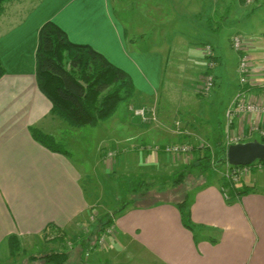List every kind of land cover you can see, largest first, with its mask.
I'll list each match as a JSON object with an SVG mask.
<instances>
[{
  "label": "crops",
  "instance_id": "crops-1",
  "mask_svg": "<svg viewBox=\"0 0 264 264\" xmlns=\"http://www.w3.org/2000/svg\"><path fill=\"white\" fill-rule=\"evenodd\" d=\"M136 1L142 10H161L166 17L172 18V11L176 10V4L171 3L168 14L164 10L166 0ZM179 1L191 3V0ZM127 7L131 8L127 0H9L5 4L0 16V59L6 69L0 79L2 253L11 257L9 240L16 236L29 255H43L27 250L42 241L50 245L48 251H71L73 262L91 261L96 252L95 261L125 264L119 259L125 256L127 242L131 244L127 264L139 261V264H264V174L257 170L244 179L255 186L256 192L238 197L231 205L216 182L196 192L192 218L195 228L203 233L197 236V241L193 232L183 225L178 208L164 203L151 208H129L125 214L114 217L108 233L113 236L109 248L95 244L96 236L84 244V238L96 229L100 218L92 214L95 207L87 199L82 171L70 156L50 150L31 132L32 127H38L53 134L51 122L56 120L51 114V100L40 90L36 76L39 33L43 24L51 20L67 31L73 42L91 44L131 75L138 105L151 103L156 107L167 65L166 53L175 49L174 41L170 44L165 39L159 45L144 47L143 43L148 41L145 26L134 20L133 30L130 29L123 20ZM254 33L251 52L259 69L264 67V28ZM185 43L183 50L190 52V47L196 45V51L191 54L203 51L201 44ZM204 43L214 47L218 60L212 71L216 83L222 84L230 79L228 64L233 61V54L222 41L215 45L210 41ZM230 45L233 49L232 36ZM234 52L237 72L239 55ZM200 58L205 59L203 53ZM206 66V63L201 65L200 81ZM199 80L195 82L197 91ZM133 120H122L124 123L119 128L131 130L137 138L142 129L136 131L143 123ZM130 126L136 127L135 132ZM190 129L186 128L185 132L192 134ZM259 138L255 134L249 140ZM135 151L117 158L115 167L123 172L157 168L166 158L162 155L141 158ZM127 167L130 169L123 170ZM214 235L218 239L216 244L210 241ZM81 244L88 248L82 250ZM136 257L141 260L134 262Z\"/></svg>",
  "mask_w": 264,
  "mask_h": 264
},
{
  "label": "rangeland",
  "instance_id": "rangeland-1",
  "mask_svg": "<svg viewBox=\"0 0 264 264\" xmlns=\"http://www.w3.org/2000/svg\"><path fill=\"white\" fill-rule=\"evenodd\" d=\"M127 1L130 2L131 8L127 7L123 14V20L127 22L131 30H133L131 21L134 20L145 26L148 41L143 43L144 47L159 45L165 39L170 44L174 41L175 49L166 53L167 65L165 66L163 86L158 99L157 107L159 109L154 115L156 119L142 121L136 113L139 114L138 112L151 105V103L138 105L136 99L133 98L131 102L121 104L114 117L101 122L94 128L88 126L77 129L53 116L56 120L50 122L54 133L51 135L52 138L47 139V142L51 145L67 150L70 153V158L79 166L82 171L83 187L87 193V199L90 205L95 207L92 214L94 217L99 215L103 220H107V213L112 216L115 210L125 203L124 198L120 199L119 197L114 200L119 195V191L117 190L114 197L112 195L114 190L112 191V187L109 188L110 186L107 184L108 170L114 168L112 163L114 161L111 160L107 165L102 158L103 153L116 143L124 155L131 152L133 148H140L139 150H141L142 147L140 146L144 145L143 143H150L146 148H150L154 152L156 147L182 145L187 142L195 148L203 147L202 143L212 147L213 141L224 140L225 137V143H227L226 111L238 89V74L236 63H234L236 59L235 49L231 48L230 37L240 33L249 38H254V32H261L264 28V0L257 2L255 0L250 4L247 0H244V2H240V0H191L190 5L179 0H176V2L166 0L163 3L166 6L164 10H167L168 14L171 13L170 4H176V10L172 11V18L163 15L161 10H142L136 0ZM121 4H123V1ZM149 13L152 16H149ZM198 13H200L199 16L195 15ZM165 20L168 21L166 24H164ZM182 38L184 41H181ZM187 41L195 42L197 45L206 41H210L215 45L220 44L222 41L228 51L233 54L234 58L229 55L233 60L232 62L229 61L228 64V69L231 72L230 79L222 84H217L208 95L199 94L195 83L196 79L197 81L200 79L201 65L207 63V59L200 58L203 51L191 54V52L196 51V45L190 47L191 52L183 50L187 45L185 43ZM200 84L201 81L199 80ZM131 119L142 121L143 125L136 131L142 129L139 133L141 134L140 137L135 138L133 132L127 128H119L124 123L122 120L127 122ZM130 128L135 132L134 128L136 127L130 126ZM186 128H191L190 130L193 133L188 134L185 132ZM124 148L125 151H123ZM191 159L192 154H188L177 157L170 156L169 159L164 158V161L170 165H181L189 163ZM169 164L164 169L171 171ZM262 164L264 166V161H262ZM213 168L216 170L217 175L214 176L216 178L220 174V170L216 166H213ZM252 168L264 174V168L260 170ZM127 169L130 168L127 167L123 170ZM191 169L193 171L188 174L187 183L185 184L188 188L196 189L197 185H202L203 179L197 173L198 169ZM260 186L262 185L260 184ZM194 189L191 190L194 191ZM160 196L162 198L167 197V195H159V198ZM161 200L164 201V199ZM118 202L120 203L117 204ZM202 235L203 233L198 231V236L201 237ZM112 237L107 235L103 247L109 248L108 245L111 244ZM121 245L123 246V243ZM130 245L125 242V248H127L125 249V256L119 259L125 264L129 260L128 248L130 249ZM49 247L50 245L40 241L32 249L27 250L29 253L46 255L52 251H48ZM12 248L9 247L10 254H12ZM96 254V252L93 253V261L86 260L85 262L88 264H112L110 261H95ZM137 254L144 256V253L141 252H137ZM28 255L22 246L20 255H10L11 257L8 258L0 248V264H29ZM138 260L141 259L136 257L134 262ZM154 261L158 263L156 260ZM139 263L140 261L135 264Z\"/></svg>",
  "mask_w": 264,
  "mask_h": 264
},
{
  "label": "trees",
  "instance_id": "trees-1",
  "mask_svg": "<svg viewBox=\"0 0 264 264\" xmlns=\"http://www.w3.org/2000/svg\"><path fill=\"white\" fill-rule=\"evenodd\" d=\"M8 1L0 0V16ZM206 44L208 43H203L201 46ZM212 58L217 62L218 59L215 54ZM36 59L38 85L40 90L51 100V114L65 121L71 127L77 129L88 126L97 127L101 122L114 117L120 105L131 102L135 96L136 86L126 70L113 64L91 44L73 42L67 31L54 21L45 22L40 29ZM206 72H208L207 68ZM211 72L215 74L214 71L211 70ZM5 73L6 69L0 59V79ZM216 85L215 76L214 87ZM198 93L203 94L200 90ZM143 109L147 115L136 113L142 121L156 119L154 115H156L157 106L149 105ZM31 132L38 142L50 150L65 153L67 156L70 155L67 150L47 142V139L52 138V134L46 133L38 127H32ZM259 140L264 142V137L260 136ZM143 144L140 146L142 147L141 150H139L140 148H133L141 154V158L160 157L161 155L165 156V159L172 157L165 150L166 146H160L154 152L152 149L146 148L150 143ZM227 147V143L221 139L213 141L212 147L195 148L193 146L192 159L189 163L170 165L161 160L157 168L151 169L142 167L135 171L123 172L119 171L115 167V163L112 162L114 168L112 170L107 168L109 169L107 184L110 186L109 188L112 187V191L114 190L112 192L114 197L117 190L119 191V195L114 200L119 197L120 199L124 198L125 203L123 206H119L112 216L106 214L108 217L106 221L99 217L96 229L87 238H84V244H89V240L95 236V244H97L102 235L105 233L108 235V230L114 224V217L125 214L129 208H151L164 203H171L178 208L183 225L193 232L195 240L198 239L199 229L195 228L196 225L192 218V205L198 190L216 182L221 190L225 188L228 191L227 203L229 205L235 203L240 196L256 192L255 186L247 184L244 178L239 183H232L221 174H218L216 178L214 177L217 174L213 164L215 163V166L219 167L220 170L228 163ZM112 152L115 153L111 155ZM122 155L124 153L116 143L103 153L102 158L104 163L108 165L111 160L115 161ZM110 157L111 159H109ZM168 164L171 166V171L164 169ZM191 168L198 169L197 173L203 179L202 185H197L196 189L188 188L185 184L188 174L193 171ZM159 195H167V197L162 198L160 196L159 198ZM214 238L215 236L210 241L216 244L218 239ZM9 245L11 248L13 247L11 255H20L22 244L18 237L12 236ZM81 247L84 251L85 248H88L87 245L85 247L82 244ZM27 257L29 264H88L85 262L86 260L73 262L71 251L52 250L46 255H28Z\"/></svg>",
  "mask_w": 264,
  "mask_h": 264
},
{
  "label": "built area",
  "instance_id": "built-area-1",
  "mask_svg": "<svg viewBox=\"0 0 264 264\" xmlns=\"http://www.w3.org/2000/svg\"><path fill=\"white\" fill-rule=\"evenodd\" d=\"M255 0H247L250 4ZM253 38L240 33L232 36V46L238 52L239 62L237 66L238 89L233 101L226 111L227 118V144L247 141L255 134L264 137V67L257 68L252 55ZM203 56L207 59V69L199 85L203 94H209L215 85V74L211 70L215 67L214 47L208 43L202 46ZM139 114L147 115L142 109ZM238 127V128H237ZM202 146L204 143L201 144ZM209 146V145H207ZM156 147L155 150H158ZM193 146L190 144L168 145L165 150L172 156H183L191 154ZM115 152H112L114 154ZM263 160H256L250 165H232L228 163L220 169V174L232 183H239L245 179L253 170L263 169ZM215 166V163L213 164ZM224 196L229 197V193L222 188ZM111 229L108 230L110 232ZM107 233L99 238L98 245L103 246Z\"/></svg>",
  "mask_w": 264,
  "mask_h": 264
},
{
  "label": "water",
  "instance_id": "water-1",
  "mask_svg": "<svg viewBox=\"0 0 264 264\" xmlns=\"http://www.w3.org/2000/svg\"><path fill=\"white\" fill-rule=\"evenodd\" d=\"M227 160L232 165H249L256 160L264 161V142L252 139L229 144Z\"/></svg>",
  "mask_w": 264,
  "mask_h": 264
}]
</instances>
